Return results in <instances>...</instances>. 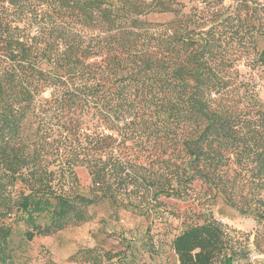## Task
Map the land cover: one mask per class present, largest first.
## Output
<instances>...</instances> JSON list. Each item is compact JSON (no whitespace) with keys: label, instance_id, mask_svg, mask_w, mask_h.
Instances as JSON below:
<instances>
[{"label":"trees","instance_id":"trees-1","mask_svg":"<svg viewBox=\"0 0 264 264\" xmlns=\"http://www.w3.org/2000/svg\"><path fill=\"white\" fill-rule=\"evenodd\" d=\"M252 3L185 13L178 0H0V264H14L13 222L30 241L133 187L180 198L199 196L201 180L205 204L219 196L264 221V14ZM148 152L145 174L135 159ZM237 234L212 215L187 224L173 264H234Z\"/></svg>","mask_w":264,"mask_h":264},{"label":"rangeland","instance_id":"rangeland-1","mask_svg":"<svg viewBox=\"0 0 264 264\" xmlns=\"http://www.w3.org/2000/svg\"><path fill=\"white\" fill-rule=\"evenodd\" d=\"M178 1V6L183 3L182 11L187 13L195 4L203 8L206 1L221 0ZM237 1L241 0H223V5L236 4ZM246 1L251 10V3L254 2L252 5L256 12L264 14V0ZM145 18L160 24L174 17L171 12H151ZM259 46L264 47V39L260 40ZM239 68L244 71L243 65ZM256 92L264 101L263 79L256 82ZM136 154L137 164L146 167L140 172L148 174L149 152ZM151 157L176 160L171 158L169 152L161 153L160 150L152 151ZM124 158L133 160L134 156ZM75 174L80 192L91 196V178L87 169L77 167ZM157 179L159 184L164 183L159 176ZM193 185L201 191L200 195L206 189L201 180H195ZM128 191L132 192L129 197L118 194L113 203L104 199L89 206L88 211L92 216L88 222L30 241H24L19 235L23 224L13 222L7 251L12 255L14 264H173L175 258L169 246L173 235L185 225L202 222L209 215L238 232L236 236L239 240L235 246L238 255L233 260L234 264H264V221L256 222L250 214L240 215L219 196L209 206L203 201L204 197L196 194L180 198L159 195L154 199L150 191L141 193L143 190L134 187ZM251 253L258 257L252 259ZM108 255L114 257L109 260Z\"/></svg>","mask_w":264,"mask_h":264},{"label":"built area","instance_id":"built-area-1","mask_svg":"<svg viewBox=\"0 0 264 264\" xmlns=\"http://www.w3.org/2000/svg\"><path fill=\"white\" fill-rule=\"evenodd\" d=\"M250 257H251L252 259H255V258H257L258 256H257L256 254L251 253Z\"/></svg>","mask_w":264,"mask_h":264}]
</instances>
